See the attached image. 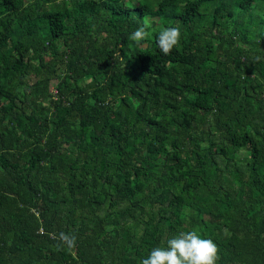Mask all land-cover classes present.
Returning a JSON list of instances; mask_svg holds the SVG:
<instances>
[{
	"label": "trees",
	"instance_id": "obj_1",
	"mask_svg": "<svg viewBox=\"0 0 264 264\" xmlns=\"http://www.w3.org/2000/svg\"><path fill=\"white\" fill-rule=\"evenodd\" d=\"M189 230L264 264V0H0V264H141Z\"/></svg>",
	"mask_w": 264,
	"mask_h": 264
},
{
	"label": "clouds",
	"instance_id": "obj_2",
	"mask_svg": "<svg viewBox=\"0 0 264 264\" xmlns=\"http://www.w3.org/2000/svg\"><path fill=\"white\" fill-rule=\"evenodd\" d=\"M151 18L145 16L142 26L138 27L129 37L137 45L148 40ZM179 27H161L157 34V47L164 55H169L181 43ZM257 60L260 58L257 57ZM57 247L72 251L77 246L74 234L60 232L56 237ZM219 249L211 239L202 238L198 230L180 231L167 239L166 245L154 248L150 255L142 259L141 264H217Z\"/></svg>",
	"mask_w": 264,
	"mask_h": 264
},
{
	"label": "rangeland",
	"instance_id": "obj_3",
	"mask_svg": "<svg viewBox=\"0 0 264 264\" xmlns=\"http://www.w3.org/2000/svg\"><path fill=\"white\" fill-rule=\"evenodd\" d=\"M144 46V45H143ZM55 85V83L52 84V87Z\"/></svg>",
	"mask_w": 264,
	"mask_h": 264
}]
</instances>
